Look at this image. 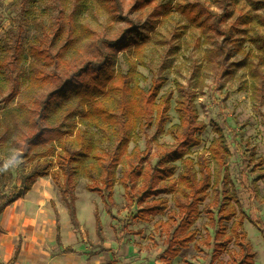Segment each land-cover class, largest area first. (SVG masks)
I'll return each mask as SVG.
<instances>
[{
	"label": "trees",
	"instance_id": "16d2710c",
	"mask_svg": "<svg viewBox=\"0 0 264 264\" xmlns=\"http://www.w3.org/2000/svg\"><path fill=\"white\" fill-rule=\"evenodd\" d=\"M105 2L118 19L123 0ZM135 2L140 8L148 4L144 0ZM189 18L224 40L247 25L236 21L222 31L224 14H215L211 23L200 13H189ZM36 22L30 40L26 33L34 24L31 17H25L24 24L0 39L3 94L9 84V93L0 99V147L13 149L9 165L0 162V215L40 177L50 176L69 208L72 222L79 226L78 179H87L86 188L105 199L112 216L119 183L125 189L129 222L167 216L155 223V228L167 236V260L178 257L194 243L198 251L201 245L213 247L212 264H256L257 252L245 228L247 215L227 170L232 153L225 132L217 125V135L209 147L192 155L191 146L201 143L197 134L205 126L198 119L195 92L184 88L176 106L179 122L166 131L172 93L159 95L162 78L154 77L149 89L140 85L144 75L137 67L144 61V31L139 26L127 27L120 36L110 38L80 29L66 36L64 16L59 15L49 25ZM70 23L79 29L72 19ZM122 51H133L137 56L127 72L118 67ZM228 56H232L231 49L223 47L208 57L216 74L229 71L223 68ZM154 126L156 134L168 132L175 142L161 148L155 162L149 156L154 138H148L145 150L139 145L130 149L142 134L148 137ZM177 162L181 164L179 172ZM260 173L259 179H263L264 168ZM202 211L214 234L208 232L200 238L196 223ZM253 222L261 227L260 222ZM96 225L99 237L104 239L99 214ZM19 253L20 246L11 261L17 260Z\"/></svg>",
	"mask_w": 264,
	"mask_h": 264
},
{
	"label": "rangeland",
	"instance_id": "374dc122",
	"mask_svg": "<svg viewBox=\"0 0 264 264\" xmlns=\"http://www.w3.org/2000/svg\"><path fill=\"white\" fill-rule=\"evenodd\" d=\"M20 1L0 0V39L11 29H18L22 22L24 24L25 17H31L34 24L26 33L30 40L36 31V21L49 25L59 15L66 21V36L75 35L80 29L110 38L120 36L127 27L139 26L144 31V61L137 67L144 75L140 85L149 89L152 79L158 77L164 79L159 95L172 93L166 131L179 122L176 106L181 89L195 92L198 119L205 128L197 134L201 143L191 146L194 157L209 147L217 135V125L223 129L232 153L227 170L247 215L245 228L257 252L256 264H264V178L259 179L264 168V164L260 165L264 162V0H228L229 3L223 0H153L149 3L144 0L148 4L143 8L136 0H123L122 11H117L118 19L105 0ZM189 13H200L202 19L208 16L209 23L215 14H224L222 31L236 21L247 22V25L241 26V32L233 30L235 36L224 40L217 32L204 31L190 20ZM71 19L79 29L70 23ZM49 35L53 36L52 30ZM223 47L230 48L232 56H228L223 67L229 71L221 75L211 68L208 57ZM118 57V67L124 72L129 70L130 62L137 59L133 51H122ZM8 85L5 94L0 91V99L9 93ZM149 134L148 137L142 134L138 142L131 143L130 149L139 145L145 150L148 138H154L149 156L155 162L161 148L175 142L168 132L156 134L155 126ZM12 153V148L0 147V162L9 165ZM177 164L179 172L181 164ZM86 183L85 177L78 179L79 227L71 222L65 201L60 206L61 212L58 209L57 201L63 200L62 194L52 178L46 176L34 184L36 189L30 191L32 200L26 193L17 208L12 206L0 216V227L4 231L0 233V240H15V247L21 243L22 249L27 251L21 255L22 260L41 264L58 253L54 236L57 225L62 226L63 222L64 246L76 248L75 253H64V264H212L213 247L201 245L198 251L194 243L183 249L178 257L167 260L164 254L167 236L162 229L155 228L156 221L167 219V216L129 222L125 189L119 183L115 187V216H112L105 199L89 191ZM32 201L38 203L33 205ZM201 207L203 209L204 205ZM137 209L136 206L134 211ZM94 212L102 219L104 239L96 233ZM207 220V214L202 211L196 223L200 238L208 232L214 234ZM253 221L260 222L263 230ZM14 249L12 244L8 249L0 248V264L11 260L8 257Z\"/></svg>",
	"mask_w": 264,
	"mask_h": 264
},
{
	"label": "crops",
	"instance_id": "0c3cea01",
	"mask_svg": "<svg viewBox=\"0 0 264 264\" xmlns=\"http://www.w3.org/2000/svg\"><path fill=\"white\" fill-rule=\"evenodd\" d=\"M40 178H45V177H40ZM38 181V180H37ZM36 181V182H37ZM35 182V183H36ZM41 183V182H40ZM40 183H38V184H40ZM34 186V185H33ZM39 186V185H38ZM35 188V187H34ZM33 187H32V189L31 190H33L34 189ZM36 189V188H35ZM30 190V191H31ZM42 190V189H41ZM30 191H28L27 193L28 194H30L31 195V200H32V193H30ZM42 194H43V191H42ZM42 196L43 195H41V197L40 198H42ZM22 198V197H21ZM21 198L20 199H18L17 201H15L14 203H12L10 206H8L7 208H6V210L0 215V216H2L3 214H5V213H7V211L12 207V206H14V207H18L19 206V202H21ZM77 199H78V196H77ZM40 200V199H39ZM38 200V201H39ZM38 201L37 202H33L32 201V204L33 205H35V204H37L38 203ZM64 204V200H62V201H57V207H58V209L60 210V206L61 205H63ZM67 205V204H66ZM67 209H68V214H69V216H70V212H69V208H68V206H67ZM56 210H57V208H56ZM55 210V211H56ZM57 212V211H56ZM60 212H61V210H60ZM109 212V211H108ZM95 213V212H94ZM77 214H78V210H77ZM98 213H95V220H96V215H97ZM110 214V213H109ZM70 220H71V222H72V219H71V216H70ZM78 220H79V217H78ZM73 223V222H72ZM74 224V223H73ZM79 225H80V220H79ZM1 226V225H0ZM75 226V225H74ZM76 228L77 227H79V226H75ZM1 228V231H0V233L2 234L4 231L2 230V227H0ZM96 233H97V225H96ZM58 234L60 235V240H59V238H58ZM98 234V233H97ZM63 236H64V227H63V222H62V226L61 225H57V227H56V235L54 236V241H55V243L59 246V250H58V253L57 254H55V255H53V256H51L50 257V259L49 260H46V261H42L41 262V264H64V253L65 254H72V253H75L76 251V248L74 247V246H72V245H67V246H64V238H63ZM99 236V235H98ZM16 241L15 240H11L10 238H3V240H0V248L1 247H3V248H6V249H8L10 246H11V244L13 245V249H14V247H15V245H16ZM18 246H20V253H19V255H18V260H20L23 264H28V263H26L25 261H23L22 260V257H21V255H23V254H25L27 251L23 248L22 249V245H21V243H18V245L15 247V249L13 250V254H12V252H11V255L8 257V258H10L11 257V259H12V257L14 256V253H15V250H16V248L18 247ZM66 247H72L73 248V250L72 251H70V252H66V251H64V249L66 248ZM0 257H2L1 255H0ZM5 260V259H4Z\"/></svg>",
	"mask_w": 264,
	"mask_h": 264
},
{
	"label": "built area",
	"instance_id": "2783aa9c",
	"mask_svg": "<svg viewBox=\"0 0 264 264\" xmlns=\"http://www.w3.org/2000/svg\"><path fill=\"white\" fill-rule=\"evenodd\" d=\"M4 264H23L20 260H14V261H7Z\"/></svg>",
	"mask_w": 264,
	"mask_h": 264
}]
</instances>
